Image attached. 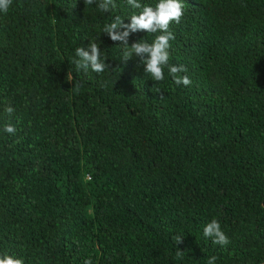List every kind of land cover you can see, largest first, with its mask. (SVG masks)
Returning a JSON list of instances; mask_svg holds the SVG:
<instances>
[{"label": "trees", "instance_id": "16d2710c", "mask_svg": "<svg viewBox=\"0 0 264 264\" xmlns=\"http://www.w3.org/2000/svg\"><path fill=\"white\" fill-rule=\"evenodd\" d=\"M115 2L103 13L85 0H13L0 13V253L264 264V0H181L169 64L187 69V87L123 61L103 27L142 8ZM159 34L131 33L128 46ZM92 41L111 67L78 72L75 50ZM213 219L226 247L203 235Z\"/></svg>", "mask_w": 264, "mask_h": 264}, {"label": "clouds", "instance_id": "9594fccd", "mask_svg": "<svg viewBox=\"0 0 264 264\" xmlns=\"http://www.w3.org/2000/svg\"><path fill=\"white\" fill-rule=\"evenodd\" d=\"M96 3L98 9L103 13L111 12L117 7L115 0H85V4L92 5ZM13 4V0H0V13H7ZM127 4L133 9H141L139 14H133L130 17V24H125L124 19L117 15L109 24L104 25L103 32L107 34L113 42H122L123 47V61L127 62L134 55L139 57L141 62L145 65V71L152 77V80L160 82L165 79L164 69L167 68L169 74L173 77L177 86L183 85L185 87L191 85V79L187 75L181 76L180 73H186L187 69L183 66L170 65V41L175 39L170 25L175 22L180 23L184 15V3L181 0H159L158 4L153 7L150 5H142L139 0H127ZM145 31L150 34L160 33L156 35L154 40L149 43L147 40L133 43L128 46V40L131 33ZM75 55L79 59L75 60L76 70L87 73L89 69L96 73H103L110 69V65L106 60L102 59L100 46L91 42L88 50L84 47H78L75 50ZM120 69L119 67L112 69V72ZM69 82L73 81V77L68 73ZM81 85L75 84L72 90L79 92ZM5 111L11 115L14 108L9 106ZM8 134H15L17 129L15 125L9 123L3 129ZM203 235L207 238H212L214 244L226 247L230 243L227 234L222 230L219 220H211L204 228ZM184 237H173L177 245L183 242ZM183 252L177 251V256L182 255ZM216 256L209 257L207 264H216ZM0 264H25L22 258L10 255L8 253H0ZM84 264H94L92 258H87Z\"/></svg>", "mask_w": 264, "mask_h": 264}]
</instances>
